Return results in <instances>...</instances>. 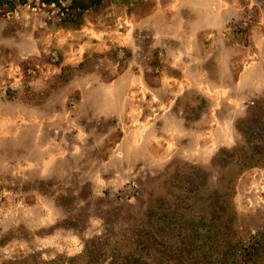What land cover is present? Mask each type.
Masks as SVG:
<instances>
[{"label":"rangeland","instance_id":"rangeland-1","mask_svg":"<svg viewBox=\"0 0 264 264\" xmlns=\"http://www.w3.org/2000/svg\"><path fill=\"white\" fill-rule=\"evenodd\" d=\"M253 147L264 0H0V264H264Z\"/></svg>","mask_w":264,"mask_h":264},{"label":"trees","instance_id":"trees-1","mask_svg":"<svg viewBox=\"0 0 264 264\" xmlns=\"http://www.w3.org/2000/svg\"><path fill=\"white\" fill-rule=\"evenodd\" d=\"M250 151L251 152H250V155H249V158H248L249 161H254L253 159H257V161L259 163H261L262 166L264 167V150L259 151V150H256V147H253V148L250 149ZM98 248H99L98 245H96V247L94 248L93 251H91V253L88 252V256H90V254L93 255L95 252H97ZM92 255H91V257H92ZM93 261H94L93 264H95V263H97V261H99V258H96V260H93Z\"/></svg>","mask_w":264,"mask_h":264}]
</instances>
